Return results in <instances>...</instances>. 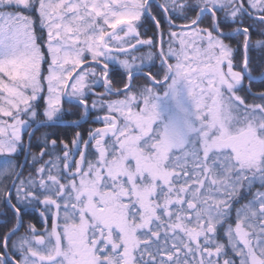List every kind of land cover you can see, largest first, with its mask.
I'll use <instances>...</instances> for the list:
<instances>
[{"label": "snow or ice", "instance_id": "6c2138e0", "mask_svg": "<svg viewBox=\"0 0 264 264\" xmlns=\"http://www.w3.org/2000/svg\"><path fill=\"white\" fill-rule=\"evenodd\" d=\"M253 35L264 0H0V264H264Z\"/></svg>", "mask_w": 264, "mask_h": 264}, {"label": "flooded vegetation", "instance_id": "af4514ba", "mask_svg": "<svg viewBox=\"0 0 264 264\" xmlns=\"http://www.w3.org/2000/svg\"><path fill=\"white\" fill-rule=\"evenodd\" d=\"M146 27H150L149 25H146ZM155 29L154 28H151V30L148 31V36H151L153 34V31ZM166 30V29H165ZM177 32H179V28L175 29ZM142 32L144 31L143 29L141 30ZM177 46H178V43H177ZM149 50L147 48H141L139 52H136V54H140V55H137V56H141V55H145ZM157 63H159V61H157ZM117 77H119L117 75ZM257 80H260L257 79ZM98 90H101L102 89H98ZM254 92V91H253ZM258 93V92H257ZM113 99H115V97H113ZM250 102H251V98L249 99ZM102 114V113H101ZM96 116V113L93 112L92 113V116H90L89 118H87L86 121H81V126L79 128H74L71 124H70V119H76V117H71L70 119H65L63 122H61L60 124L56 125V126H60V127H66V128H69V133H68V136H63V135H57V137H59V139H62V140H66V141H70L73 137V134L75 131H81V132H84L86 134V131L88 128L90 127H99L101 126L99 123H93V120ZM46 132L45 129H41L39 132H36V135L35 137H33V143L36 144L38 143L39 141H42V138H43V134ZM26 140H28L26 138ZM27 142V141H26ZM33 152H38V149L37 148H33L32 149ZM45 159H47V157H45ZM30 171V169L28 168H25V171H24V175L27 176L28 175V172ZM29 211V216H26L25 217V220L27 221L30 216H33V215H36L35 212H33L31 209L28 210ZM3 219L2 217L0 218V222H2Z\"/></svg>", "mask_w": 264, "mask_h": 264}, {"label": "trees", "instance_id": "16d2710c", "mask_svg": "<svg viewBox=\"0 0 264 264\" xmlns=\"http://www.w3.org/2000/svg\"><path fill=\"white\" fill-rule=\"evenodd\" d=\"M183 23L182 21H177V24H181ZM150 26V24H147ZM207 25V21L205 22V25ZM165 29L167 30V25L165 24ZM242 39V38H241ZM259 39L258 36L256 35H253L252 37V42H253V48L251 49L250 51V56L252 57V64H253V67H255L257 64H259L262 60H264V50H261L257 47H255V42L256 40ZM257 75V79H259V74L256 73ZM119 78V77H118ZM248 81L245 80V85H247ZM252 91L254 92H260V91H264V83H262L260 80H257L255 83H253L252 85ZM251 97H249L250 99ZM250 101V100H249ZM46 132L48 133H55V135L59 136V135H63V136H68V133H69V128H66V127H60V126H55L54 128H51V129H45ZM34 144V143H33ZM20 157L17 156L16 157V160H19ZM0 211H4V208H3V205L0 204ZM11 215V213L9 212V216ZM1 218V217H0ZM2 219H4L2 217Z\"/></svg>", "mask_w": 264, "mask_h": 264}, {"label": "rangeland", "instance_id": "374dc122", "mask_svg": "<svg viewBox=\"0 0 264 264\" xmlns=\"http://www.w3.org/2000/svg\"><path fill=\"white\" fill-rule=\"evenodd\" d=\"M136 55H140V54H136ZM44 67L46 68V65ZM115 67H117V66H114V68ZM65 106L68 107V105H65ZM26 138L28 139V137L25 135V137H24L25 144H27ZM19 157H20V159L18 161L23 163L25 161V156L23 154H20ZM7 159H8L7 157L0 155V166H3Z\"/></svg>", "mask_w": 264, "mask_h": 264}, {"label": "water", "instance_id": "95a60500", "mask_svg": "<svg viewBox=\"0 0 264 264\" xmlns=\"http://www.w3.org/2000/svg\"><path fill=\"white\" fill-rule=\"evenodd\" d=\"M27 143H28V140H27Z\"/></svg>", "mask_w": 264, "mask_h": 264}]
</instances>
